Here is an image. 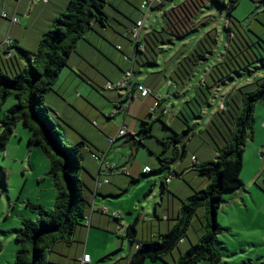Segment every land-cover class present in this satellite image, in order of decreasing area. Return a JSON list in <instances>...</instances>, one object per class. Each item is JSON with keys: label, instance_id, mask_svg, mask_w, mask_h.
<instances>
[{"label": "rangeland", "instance_id": "374dc122", "mask_svg": "<svg viewBox=\"0 0 264 264\" xmlns=\"http://www.w3.org/2000/svg\"><path fill=\"white\" fill-rule=\"evenodd\" d=\"M177 1L179 0H165L162 4L155 5L145 20L143 35L152 29L160 30L164 25L165 12L170 9L171 5L177 4ZM205 1L207 4L199 14L196 28L192 32L187 34L184 39H175L170 44L168 43L169 45H164L156 63L137 64L133 69L136 46L126 37V28L134 26V23L141 18L139 4L142 0H108V5L104 9L110 17L108 25L104 27L95 22L92 29L86 30L84 37L77 42L75 52L69 59L68 65L60 73L53 89L45 96V103L50 107L55 129L67 147L72 146L65 139L68 132L74 136L75 143L85 137L89 144L95 148L99 142L93 141L96 133L89 127L98 130L100 135L107 136L108 133L103 131L102 123L114 125L116 133L125 120L126 126L130 128L129 133L143 135L144 145L135 140L127 142L126 137L120 138L112 147L108 142L106 148L108 156L103 168L110 165L114 166L115 170L111 172L106 169L107 171L102 172L113 184H116L115 179L121 178L123 179L122 183L127 186L121 189L118 196L110 199V202L122 203L124 208L130 207L134 210L130 212L135 214L132 221L136 223L138 240H141L143 236L146 237L151 228L158 230L159 225L163 223L157 219L156 212H162L165 209L167 216L170 215V218L173 219L171 220L173 225L177 222L179 211L176 207L174 208L173 202L174 198L176 200L188 198L187 195H181L187 191L185 189H191L193 186L200 191L208 187L209 179L196 170L192 160L197 155L200 158H207L203 157V147L206 144L212 149L211 151L216 152L215 147L208 143L206 128L215 112H218V109L222 107L221 104L230 90L233 88L238 90L244 85L254 84L257 79L264 77V69H260L261 67L257 65L260 62L257 61L258 68L253 70V76L242 71L235 72L231 79L214 87L213 95L210 94L211 97H205L201 91L202 98L196 100L201 83L205 86L204 81L206 80L209 86L213 85L209 73L217 63L224 61L231 47L229 26L238 33L245 34L251 41L253 40L255 50L259 47L258 43L264 45V2L260 1V6H257V0H239L236 8L232 11L234 17L232 22L225 8H221L211 0ZM201 18L205 20L199 22ZM48 30L49 28L46 31ZM200 37L201 39H199ZM206 37L207 40L203 41L206 46L215 44L216 41L213 39L218 37L212 52L207 54L209 59L200 60L196 64L195 70L185 86L181 83L180 87L177 85L180 81L175 75L177 83H172L170 79L178 64L186 58L190 50L194 49L198 41L201 42ZM235 44L233 41V45ZM235 48L232 46L231 51L234 52ZM2 55L4 58V54ZM15 56L14 59L9 57L3 60L0 56L1 63H5L2 64V67L6 65L7 68L9 64L17 63L20 58ZM132 69L135 72L134 82L142 81L153 89L154 93L145 99L138 95V99L131 104L132 109L141 111L142 115H136L134 111L127 112L128 109H120V114H115L114 103L122 101L126 93L125 91H106L104 87L109 81L119 80L115 77L124 76L127 71ZM8 71L4 70L3 72H7L9 75L15 74V71L12 73L9 68ZM95 78L102 80V83L96 81ZM169 82L172 85L169 86ZM72 85L82 87L80 91H77L82 97L81 108L86 113H92V116L76 107L71 106L73 108L71 112L68 110L66 99L61 92L65 93L69 87L72 89ZM159 97L160 99L162 97L161 102H159ZM17 103L18 99L15 96L10 95L7 98L0 111V132L4 112ZM158 103H161V107H166L171 111L169 116L165 117L162 113L163 109L160 107L157 109ZM61 106L63 107L60 113L58 109ZM257 109L264 111V106L260 105ZM95 115H102V120L96 118ZM109 117L115 118V120H109ZM98 120L102 122L100 126L96 124L99 122ZM144 121L153 123L152 136L150 137H145V134L140 132L145 126ZM262 122H264V112L260 115L255 112L254 133H258L259 144L264 141V130L260 128ZM133 123H137V129H133ZM82 132L87 133L88 137ZM30 138V130L22 122H19L5 152L0 153V264H14L19 249L15 236L23 228V219L34 221L40 219L27 204L41 205L49 211L55 208L57 191L54 180L48 176L50 160L39 146L30 143ZM174 138H178V142L183 146L182 150H177ZM98 139L100 140V137ZM162 139L172 140L170 146L165 147ZM252 141H249L246 146L252 145ZM186 146H190V149ZM84 154V169L93 170L98 176V169L101 168L100 163L93 158L92 154H88L86 151ZM249 154L246 147L241 174L244 187L235 196H231L230 192L226 193L224 202L218 211V223L222 227L231 229L230 233L219 235L216 243L223 255L222 264H264V167L262 168L264 147L258 153L254 152L251 162L248 159ZM208 156L210 157L212 154ZM87 157L93 159L95 165L86 161ZM165 158H170L169 166L166 165L167 163L165 166L162 164L161 159ZM206 160L212 161L215 160V157ZM258 161L261 162L260 169ZM144 164H148L151 168L154 167L155 173L143 177ZM163 167L168 168L166 171L158 172ZM174 167H178L180 171V174L174 172L177 174L176 176H180L175 177V183H183L181 184L182 191L179 189L180 191L177 193L181 192V197L178 195L174 197L172 192L163 205L164 192H162L159 176L162 174L171 175L170 172ZM3 170L7 171V181ZM131 171L133 172L132 177L142 176V180L133 183L132 178L125 174ZM85 175L91 179L86 171L83 173V176ZM251 180H253L252 184ZM5 182L7 183L5 184ZM124 200L125 202H123ZM132 200L135 201L136 207L134 208L131 207ZM105 204V207L109 205L108 202ZM143 208L146 209V213ZM206 215V207H200L186 232L185 240L167 254L163 260L157 262L148 260L145 264H175L180 256L197 244L205 234ZM161 219L163 220V217ZM123 221L126 225L127 222ZM76 235L77 233L67 240L70 241L68 246L73 243L77 244L75 243ZM122 236L126 237L125 231L122 232ZM122 239L119 241L122 242ZM125 240L123 250L114 251L101 261L94 258L93 264H113L117 257L130 255L132 250L135 251L134 245L127 238ZM65 243V240L57 242L53 246V254L50 256L55 258L54 253L58 252L63 244L66 245ZM91 248H93L92 245ZM67 249L68 247H66ZM198 264L211 263L202 261Z\"/></svg>", "mask_w": 264, "mask_h": 264}, {"label": "trees", "instance_id": "16d2710c", "mask_svg": "<svg viewBox=\"0 0 264 264\" xmlns=\"http://www.w3.org/2000/svg\"><path fill=\"white\" fill-rule=\"evenodd\" d=\"M211 1L225 8L233 22L232 11L239 0ZM206 4L205 0H186L164 14L165 21L160 30L145 34L138 43L126 36L136 46L134 68L137 64L156 63L164 45H169L175 39H184L192 32ZM260 4L261 2H258L257 6ZM107 5L108 0H69L65 11L54 19L49 30L43 34L34 53L18 48L28 56L27 65L15 71L13 75L0 71V111L10 95L18 99V103L3 114L0 153L5 152L17 124L22 122L31 132L30 143L39 146L49 158L48 176L54 180L57 191L55 208L52 211L34 203L27 204L40 219L37 221L23 219V228L15 236L19 249L14 264H54L50 260L53 246L61 240H65L69 245L70 241L67 240L75 235L78 227L86 220L87 209L91 204L85 195L86 185L81 174L84 170L83 160L87 144L79 142L71 147L64 145L52 122V113L45 103V96L53 89L60 73L68 65L77 42L84 37L86 30L92 29L95 22L104 27L108 25L110 17L104 11ZM131 28L127 27L126 33ZM228 29L231 47L224 61L217 63L209 73L213 85L209 86L206 80L205 86L201 83L196 100L202 98L201 91L205 97H211L214 87L231 79L235 72L242 71L253 76V70L258 68L257 65L264 69V45L258 43L259 47L255 50L253 40L230 26ZM205 40L207 37L201 42L198 41L194 49L190 50L186 58L178 64L170 79L172 83L176 82L175 75L180 81L177 85L185 86L196 64L200 60L209 59L207 54L212 52L218 37L213 39L216 41L215 44L209 46L203 42ZM232 46L236 47L234 52L231 51ZM14 48L15 45L8 50ZM160 105L161 103L159 107ZM221 105L206 128L208 143L215 147L216 158L201 164L195 163L196 170L209 179L208 187L194 191L190 197L182 201L175 226L160 235L158 240H138L136 223L130 224L125 238L130 239L133 244H138L139 248L126 264H145L148 260L151 262L163 260L185 239L186 232L200 207L207 209L205 234L197 244L182 254L175 264H198L202 261L222 264L223 255L216 243L218 236L230 232V229L218 223V211L226 193L236 192L244 186L241 180L244 152L247 143L254 139L256 108L264 106V77L238 90L233 88L226 94ZM143 124L145 126L140 132H143L145 137L152 136L153 123L144 121ZM142 138L143 135L137 133H129V137H126L127 142L135 140L144 145ZM174 139L177 144L180 143L178 138ZM171 141L162 139L165 147H169ZM161 161L164 166L166 163L168 166L171 164L170 158ZM167 168L163 167L159 171ZM3 173L7 181V171L3 170ZM139 180L140 178H135L133 182ZM162 185L165 187V182Z\"/></svg>", "mask_w": 264, "mask_h": 264}, {"label": "crops", "instance_id": "0c3cea01", "mask_svg": "<svg viewBox=\"0 0 264 264\" xmlns=\"http://www.w3.org/2000/svg\"><path fill=\"white\" fill-rule=\"evenodd\" d=\"M164 1L165 0H162L160 4H162ZM184 1H186V0L177 1L176 2L177 4L171 5L170 9L174 6L181 4ZM226 1H228V0H226ZM260 1H264V0H257V2H260ZM68 2H69V0H49V2L46 4V3H43L42 0H34V1H31V0H0V56H1V60H3L4 58H9L7 55V51H9L8 50L9 48L3 45L4 41L8 38L12 39L14 42V45H15V48L10 50L13 54L12 59H14L16 57L15 55H17L20 58V60H18L17 63L13 62L12 65L9 64V66L7 68H6V65H5V67L3 66L5 69L2 67V64L4 65L5 63H1V61H0V71L6 70L7 72H9L8 71V68H9L13 73L14 71H17V70H19V69H21L27 65L28 56L26 54L22 53L18 48H21V49H23L29 53H34L39 46V43L42 39L43 34L46 32V30L48 28L51 27L54 19H56L61 13H63L65 11ZM140 5L141 4H139V7H140ZM139 11H140V9H139ZM2 13H7L8 18H3ZM13 16L19 18L20 23L13 24L11 22V18ZM204 20H205L204 18L200 19V21H204ZM131 27H129V28H131ZM153 30L154 29L150 30L149 32H151ZM199 39H201V37ZM2 54H4V56H5L4 58H3ZM28 55H30V54H28ZM122 77H123V75H119L118 77H115V79H120ZM96 81L102 83V80H100V79H96ZM141 83H143V82L141 81ZM143 84H145V83H143ZM146 86L148 88H150L148 85H146ZM74 88H75V90H73ZM81 89H82V87L80 85H77V86L72 85V89H71V87H69L65 90V93L61 92L66 99L65 102H66L67 108L70 112L73 111L72 109L75 107L84 112V110L81 108V103H82L81 98L82 97L79 96V94L77 93V91H80ZM151 90H152V93H154V90L153 89H151ZM146 98H148V97H146ZM115 99H116V97H115ZM161 100H162V97H161ZM131 104H130L127 112L131 113L132 111H134V113L136 115H142L143 114L141 111L132 109L133 106ZM62 107L63 106H61V108L58 109V111L60 113L62 112ZM160 108L164 110L166 107L160 106ZM255 112L260 115L264 111H263V109H257ZM84 113L89 115V116H92V113H90V112H88V113L84 112ZM119 114H120V112H119ZM95 116H96V118H100V120H102V118H103L102 115H95ZM164 116L165 117L169 116V114L164 115ZM111 119L115 120V118L109 117V120H111ZM100 120H98L99 122L95 121L98 126H100L101 125L100 123H102ZM116 120H117V118H116ZM102 124L104 126L103 131L108 133L107 136L100 135L98 130L92 129L91 127L88 126L90 128V130H92L93 132L96 133V137L94 138V140L92 138H90V139H92L94 142H99V144H97L98 147L96 146L95 148H93V146H91L89 144L88 140H86L85 137L82 138L83 141L80 140L79 142H85L87 144V148L85 149V151L88 152V154L89 153L92 154V153H98V152L102 153L103 152L105 154V161H106L107 156H108V151L106 150V148L108 146V142H109L110 146L112 147V145H114L116 141L114 143H110V139H114L118 132L115 133V126L114 125H109L108 123H102ZM122 125L126 126L125 120L123 121ZM126 127H127L128 131H130V128L128 126H126ZM133 127H134L133 129H137V123H133ZM260 128L262 130H264V122H262V125H260ZM82 133H84V132H82ZM84 134L88 137L87 133H84ZM165 134H167V133H165ZM257 136H258V133L257 132L254 133V139L251 143L252 145H250L249 147L246 146L247 151L249 150V153H250L248 156V159L250 160V162L253 158L254 152L258 153L260 151V149H262L264 147V141L259 144V142L257 140V138H258ZM99 137H100V140L98 139ZM73 138H74V136H71L68 132L66 133L65 139L71 145L76 144L75 139H73ZM79 142H77V143H79ZM144 143H145V141H144ZM176 147H178L179 150H182V148H183L181 143L177 144ZM186 147H188V149H190V146H186ZM203 149H204L203 157L205 156L207 158H205V159L202 157L200 158L198 155L194 156L192 159L193 164H195V163L201 164L203 162L210 161L211 159L206 160V159H209L210 157L216 158V152L214 153L213 151H211L212 149L210 147H208L207 144L203 147ZM156 151H159V150H156ZM85 154H84V156H85ZM209 154H212V156L209 157L208 156ZM262 155L264 157V154H262ZM194 159L196 161H194ZM87 160L92 165H95L93 159H90L89 157H87L86 161ZM256 162H257V160H256ZM258 163H259V169H260L261 162L258 161ZM251 166L253 167L254 165H251ZM109 167H111V166L106 165V167H104L105 169L103 167H101L100 170L98 169V171H99L98 176H96V174L93 170H90L91 172L86 168L83 170V172L81 174V178L86 185L85 195H86L88 201L90 202L91 206H89L87 209V217H86L85 222L82 225H80L76 231L77 235L75 236V239L77 241H75V243H77V244L73 243V245H71V246H68L67 243H65L66 245L63 244L62 246L59 245V246H61L60 250H58V252L54 253L56 255V257L54 258L53 256H51L52 260L51 259L50 260L52 263H54V264H93L95 261L94 258L101 261L105 257L110 256V254L112 252L119 251L120 249L121 250L124 249L126 238H124L122 236V232L125 231V234L127 236V227L133 223L132 219H134L135 214H134V212H130V211H134L130 207L124 208L122 203L110 202V199H113V197L118 196L120 194L119 192L121 191V189L123 187H127V186H125L124 183H122L123 179H121V178L115 179L114 182L116 184H113L112 181L110 179H108L107 175L102 174L103 171L110 170V169H108ZM145 167H149L148 164H144V168ZM179 167H180V165H179ZM263 167H264V165L262 166V168ZM144 168H143V171H144ZM151 169H152L151 173H149L148 175L142 174V176L148 177L149 175L155 173V171H154L155 168L152 167ZM114 170H110V171L113 172ZM84 171H86V174L90 175L91 179L87 178L86 177L87 175L83 176ZM165 171H166V169H165ZM159 172H163V171H159ZM174 172H177L178 174H180L179 168L174 167L173 171L170 172L171 175H163L162 174V176H159V178L161 180V187L163 189L162 192H164L163 198H162L163 199V203H162L163 205L165 203L166 198H169V196L172 192L174 193L173 194L174 197H175V195H178L179 197H181L180 196L181 192L179 194H177V193L180 191L179 189H181V191H182L181 184H183V183H175V177H180V176H176L177 174H175ZM129 174H130V177L132 178V181H133L135 179V177H132L133 172L131 171V172H129ZM141 177H138V178H140V180L138 182H140L142 180ZM98 178H100L101 180L107 179L109 181V183L104 184L102 187H100L98 189V192L96 193V181ZM168 179H171L170 182H167ZM163 182H165V187L162 185ZM252 182H253V180H251L250 183L252 184ZM133 183H136V182H133ZM185 191L186 192L181 193V195H187L188 197H190L194 193V191H196V188L191 186V189L187 188V189H185ZM238 191L230 192V195L235 196L238 193ZM182 199H185V198H182ZM182 201L183 200H181V199L176 200L174 198L173 205H174V208L176 207L178 211L181 208ZM107 202L109 205L107 207H105V205H106L105 203H107ZM123 202H125V200ZM102 207L107 209V213L102 211V209H103ZM131 207H133V208L136 207L134 200H132ZM119 211H122V213H119ZM143 211L146 213L145 208H143ZM166 213H167V211H165V209H163L162 212H156L157 219L162 221L163 225L162 224L159 225L158 230H155V228H151L149 234H147L146 237L143 236L140 241L158 240L160 235L167 233L169 230H171L175 226L176 223L173 225V223L171 222V220H173V219L170 218V215L167 216ZM115 214H120L121 217L117 219L116 217H114ZM161 217H163V220L161 219ZM173 218H174V220H176L175 217H173ZM164 219H165V221H164ZM123 220H125L127 222L126 225H125V222ZM230 232H231V229H230ZM230 232H228V233H230ZM119 239H122V242H120ZM137 239H138V232H137ZM128 240H130V239H128ZM91 241L92 242L94 241V243L92 244ZM91 245L94 249L93 248L90 249ZM132 245H134V249L136 250L138 244L132 243ZM66 247H68L67 250H66ZM134 252L135 251L132 250L131 254L128 256H124V255L122 256L121 255L120 257H117L116 261H114L113 264H126L128 259L133 255ZM52 254H53V252H52ZM85 255L90 256L91 263H83V258Z\"/></svg>", "mask_w": 264, "mask_h": 264}, {"label": "built area", "instance_id": "2783aa9c", "mask_svg": "<svg viewBox=\"0 0 264 264\" xmlns=\"http://www.w3.org/2000/svg\"><path fill=\"white\" fill-rule=\"evenodd\" d=\"M34 1V0H31ZM43 3H48L49 0H42ZM161 3V0H143L141 5H140V12H141V18L136 21V24H134V26L129 30V32H127L126 36L129 37L131 40H133L135 43H138L141 41V39L143 38V32H144V24H145V20L147 19L148 13L153 9V7L155 5H158ZM2 17L3 18H8L7 13H2ZM11 22L13 24H18L20 23V19L13 16L11 18ZM4 46L11 48L14 46V42L12 39L8 38L4 41L3 43ZM8 57H12L13 54L11 51H9L7 53ZM134 69V66H133ZM129 70L125 73V75L117 80V81H109L104 89L106 91H125L126 96L123 97L122 101H116L114 103L115 105V114L119 113L120 109L123 110H127L130 106L131 103H133L137 98L138 95L141 98H146L148 97L150 94H152V90L150 88H148L145 84L141 83V82H134V76H135V72L134 70ZM169 85H172L171 82H169ZM160 97H159V102H160ZM159 108V103H158V107ZM171 111L168 108H165L163 110V114L164 115H168L170 114ZM129 137V131L127 129V127L125 125H121V127L119 128V131L116 135V137L114 139H110V143H114L116 139L121 138V137ZM93 158L98 161L100 163V167H103L104 163H105V154L102 153H92ZM194 161H196L194 159ZM108 169L110 170H114L115 167L111 166ZM125 172V171H124ZM152 172L151 167H145L144 168V173H150ZM126 175H129V172L125 173ZM171 179H168L167 182H170ZM109 181L106 180H101L100 178L97 179L96 181V193L98 192V189L100 187H102L104 184H108ZM103 212L107 213V209L103 208L102 209ZM114 217H116L117 219L121 217L120 214H115ZM137 248H139V246H137ZM83 263H91V258L89 255H85L83 258Z\"/></svg>", "mask_w": 264, "mask_h": 264}, {"label": "water", "instance_id": "95a60500", "mask_svg": "<svg viewBox=\"0 0 264 264\" xmlns=\"http://www.w3.org/2000/svg\"><path fill=\"white\" fill-rule=\"evenodd\" d=\"M48 254H50V252H48Z\"/></svg>", "mask_w": 264, "mask_h": 264}]
</instances>
